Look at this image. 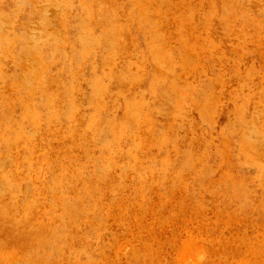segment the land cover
Wrapping results in <instances>:
<instances>
[{
	"label": "rangeland",
	"instance_id": "374dc122",
	"mask_svg": "<svg viewBox=\"0 0 264 264\" xmlns=\"http://www.w3.org/2000/svg\"><path fill=\"white\" fill-rule=\"evenodd\" d=\"M0 264H264V0H0Z\"/></svg>",
	"mask_w": 264,
	"mask_h": 264
}]
</instances>
